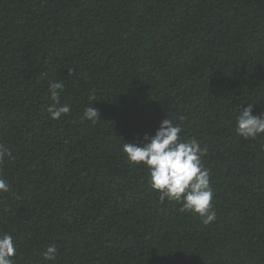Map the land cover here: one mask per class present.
<instances>
[{
	"label": "trees",
	"instance_id": "16d2710c",
	"mask_svg": "<svg viewBox=\"0 0 264 264\" xmlns=\"http://www.w3.org/2000/svg\"><path fill=\"white\" fill-rule=\"evenodd\" d=\"M53 81L70 107L59 119ZM248 104L264 113V0H0L12 264H264V135L234 130ZM166 118L207 149L210 225L161 202L123 152Z\"/></svg>",
	"mask_w": 264,
	"mask_h": 264
},
{
	"label": "clouds",
	"instance_id": "9594fccd",
	"mask_svg": "<svg viewBox=\"0 0 264 264\" xmlns=\"http://www.w3.org/2000/svg\"><path fill=\"white\" fill-rule=\"evenodd\" d=\"M71 74V73H70ZM64 84L60 81L48 85L51 103L46 108L50 119H59L70 112L67 104H61L60 98ZM91 106L85 107L82 119L95 122L100 119L97 109L92 107L94 98H90ZM253 105L248 104L237 112L235 132L245 139H255L264 135V113L253 115ZM177 119H182L178 117ZM182 128L171 118L163 119L154 135L145 134L143 141L123 144V152L130 163L148 169L150 187L159 195L163 202L176 201L182 210L197 215L202 224L210 225L216 220L213 206L214 190L211 187L210 172L205 167L203 157L207 149L195 137L184 140L180 133ZM5 159H14L9 149L0 145V164ZM9 191V184L0 178V194ZM17 248L14 237L8 232H0V264H12V257ZM44 260L54 262L57 258V247L49 245L42 253Z\"/></svg>",
	"mask_w": 264,
	"mask_h": 264
}]
</instances>
